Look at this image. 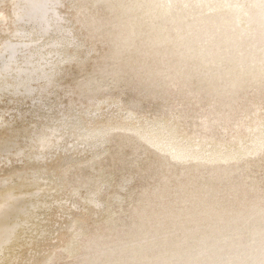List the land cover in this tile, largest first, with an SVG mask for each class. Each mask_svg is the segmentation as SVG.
I'll list each match as a JSON object with an SVG mask.
<instances>
[{
  "label": "bare ground",
  "instance_id": "1",
  "mask_svg": "<svg viewBox=\"0 0 264 264\" xmlns=\"http://www.w3.org/2000/svg\"><path fill=\"white\" fill-rule=\"evenodd\" d=\"M64 1L11 0L12 16L0 10V31L15 37L0 42V95L47 90L62 62L83 64L94 42L105 43L104 67L76 83L84 107L64 111L57 124L50 117L32 139L30 169L13 174L24 182L1 184L0 259L33 210L46 204L37 199L46 173L40 162L67 135L92 154L65 169L54 166L63 181L51 179L53 188L101 190L106 178L98 182V174L76 169L96 168L97 150L110 139L121 149L129 145L133 156L142 140L158 150L143 169L154 181L153 197L143 198L141 189L126 226L107 223L110 216L92 227L85 216L70 219L60 253L27 264H51L58 254L70 257L68 264H264V173H250L264 163V0H67L75 27L63 23ZM138 56L144 57L136 63ZM123 88L135 93L136 106L167 105V119L142 115L146 125H137L128 115L132 104L117 108L123 122L88 113ZM114 130L123 133L112 136ZM4 141L2 149L13 144ZM86 200L92 214L111 215L100 194Z\"/></svg>",
  "mask_w": 264,
  "mask_h": 264
},
{
  "label": "rangeland",
  "instance_id": "2",
  "mask_svg": "<svg viewBox=\"0 0 264 264\" xmlns=\"http://www.w3.org/2000/svg\"><path fill=\"white\" fill-rule=\"evenodd\" d=\"M10 1L1 0L0 10L12 16L10 14ZM71 6L72 4L65 0L63 5L60 6V10L62 16L65 18L63 23L75 27L76 24L72 22L74 10ZM6 36L11 40L15 39V37L10 35L8 30L0 31V42ZM80 37L81 34L76 39ZM94 46L96 50L82 60L83 64L76 66V62L64 61L61 63V68L56 75L57 84L55 86L49 87L47 90L34 88L33 92L27 98H23L20 94L14 95L9 92L1 93L0 188L3 184L24 182V180L17 178L13 174L15 171L30 166L33 163L28 157L29 153L35 150L31 146L32 139L35 138V134L45 124H52V122L57 124L58 121L55 118L64 111L69 109L70 112L77 114L84 107L83 100L79 98L76 83L84 77L94 74L97 69L104 67L100 55L105 51V43L96 41L94 42ZM143 57H135L134 61L138 63ZM123 91L113 89L110 94L106 95V105L103 104L94 112H91L92 108L89 107L88 113L95 114L99 122H123L124 119L122 116L124 110L121 109L118 111L117 108L124 107L130 110L134 106L128 115L133 114L132 122H135L137 125L142 124V126H145L146 124L142 118L151 116L153 113L156 118H162V121L167 119V105L157 104L153 100L155 103L142 100L136 106L133 97L135 93L131 92L128 88H123ZM99 96L102 95L99 94ZM128 104H132V106H128ZM49 118L52 122H49ZM146 120H150V118H146ZM89 125L92 124L90 123ZM137 132L139 131L130 134L140 140ZM110 133L112 136H115L123 132L114 130ZM9 139L12 140L11 143L13 144L2 149L1 144L5 142L4 140ZM140 142L141 146L137 148L138 152L133 156L135 152L132 154L129 153L132 151L129 145H125L121 149L116 146L115 139H110L109 142L97 150V152H102V156H96L94 160L98 165L96 168L82 167L81 169H76L77 172L80 171L91 178H94L98 174V182H102L104 178H106L107 182L102 183L101 190H97L96 192L88 189L86 186H79L78 190L72 193L70 184L60 186L59 188L52 187L51 179H55L54 182L56 185L63 181L61 176L59 178L58 172L52 171L53 169L68 168L72 162L85 160L92 153L84 144H80L76 136L75 138L74 136L67 138V135H65L64 141H60L58 147L51 148L50 155H47L48 158H44L40 162L41 164H46L45 171L47 174H43L45 177L38 180V185L41 189L37 192V199L45 200L46 204L42 203L41 206L33 210L27 224L25 223L18 230L15 238L4 248L0 264H27L33 260H42L44 256L52 252H58L63 245L64 238H66L68 226L71 222L70 219L77 218L81 215L86 217L84 222L87 227H92L95 225V221L109 216L111 218H108L107 223H111L113 220L117 225L124 224L126 226L130 220L128 210L136 202L138 197H140L141 189L144 187L143 190L145 193L143 198L147 197L151 199L153 197V189L151 188L154 185V181L148 179L150 175L143 172V169L146 167L148 161L155 157V150L157 149L142 140ZM19 147L22 148V152L17 155L15 152ZM63 147L64 149H62ZM68 148H71V150H68ZM64 155L66 158H64ZM60 157L63 159L60 160ZM54 166L59 168H54ZM253 167L255 168V165ZM26 168L28 170L30 169L28 167ZM250 173L261 176L264 173V163L257 171ZM27 188L32 189L33 187L25 186L22 189ZM89 194H94L95 196L100 194V198L104 200L103 206L109 207L111 215L103 213V211L92 214L89 210L92 204L86 200V196ZM82 225L83 227L85 226L84 224ZM124 229L122 228V230ZM149 239L150 237L146 238V242ZM144 252L150 253L148 250H144ZM69 261L70 257L65 254H58L57 260L51 264H68Z\"/></svg>",
  "mask_w": 264,
  "mask_h": 264
}]
</instances>
